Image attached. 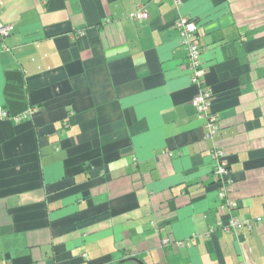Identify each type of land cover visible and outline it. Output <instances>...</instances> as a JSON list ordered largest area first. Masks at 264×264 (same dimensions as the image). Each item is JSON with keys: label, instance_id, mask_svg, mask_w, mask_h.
<instances>
[{"label": "crops", "instance_id": "1", "mask_svg": "<svg viewBox=\"0 0 264 264\" xmlns=\"http://www.w3.org/2000/svg\"><path fill=\"white\" fill-rule=\"evenodd\" d=\"M179 1L0 0V108H37L0 118V264H264V0ZM139 7L150 19L131 22ZM180 18L198 27L213 140ZM231 217L262 221L219 229Z\"/></svg>", "mask_w": 264, "mask_h": 264}, {"label": "built area", "instance_id": "2", "mask_svg": "<svg viewBox=\"0 0 264 264\" xmlns=\"http://www.w3.org/2000/svg\"><path fill=\"white\" fill-rule=\"evenodd\" d=\"M176 4H180L179 0H176ZM131 22L135 21H148L150 14L143 7H139L137 11L131 13L128 16ZM175 29L179 32L180 44L187 51L188 67L192 72V83L198 88V92L193 99V105L198 115L205 120V139L213 140L220 130V121L217 113L212 109L214 94L206 82L207 71L202 62V49L198 40V27L195 21L180 18L175 22ZM14 31L13 25H0V39L9 37ZM78 36H83L84 32L79 31ZM37 108L31 107L30 109L12 115L6 109L0 108V118L10 120L14 123H21L30 119ZM212 160L215 162L214 168V182L219 191V213H224L226 209H234L236 202L232 199L233 183L230 178L231 170L226 159V155L223 149L213 148L210 152ZM262 221V217H257L253 221H241L235 217H231L228 225H223L222 221H218L219 229L226 233L240 232L243 228L247 227L252 230L255 225ZM216 231L215 228H211L206 234L207 237L212 235ZM170 239L165 238L164 243H169ZM179 246H183L182 242L178 243Z\"/></svg>", "mask_w": 264, "mask_h": 264}, {"label": "trees", "instance_id": "3", "mask_svg": "<svg viewBox=\"0 0 264 264\" xmlns=\"http://www.w3.org/2000/svg\"><path fill=\"white\" fill-rule=\"evenodd\" d=\"M7 110V109H6ZM9 112V111H8ZM124 264H139L134 259H129L124 262Z\"/></svg>", "mask_w": 264, "mask_h": 264}, {"label": "water", "instance_id": "4", "mask_svg": "<svg viewBox=\"0 0 264 264\" xmlns=\"http://www.w3.org/2000/svg\"><path fill=\"white\" fill-rule=\"evenodd\" d=\"M134 260H135L137 263H139V264H145L143 261H141V260H139V259L134 258Z\"/></svg>", "mask_w": 264, "mask_h": 264}]
</instances>
